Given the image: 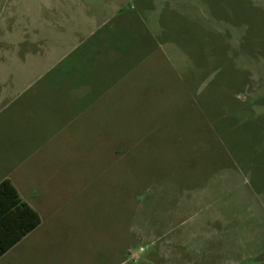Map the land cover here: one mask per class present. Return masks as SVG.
Masks as SVG:
<instances>
[{"label": "crops", "instance_id": "crops-1", "mask_svg": "<svg viewBox=\"0 0 264 264\" xmlns=\"http://www.w3.org/2000/svg\"><path fill=\"white\" fill-rule=\"evenodd\" d=\"M4 1H0V11ZM71 2L72 5L63 10V22L76 28L70 31L69 43L62 46L63 51H60L61 46H49L47 38H42L36 29L27 31L25 28L15 27L18 26L17 23L11 29L4 18L0 19V183L8 180L21 201L40 218L33 229L13 241L0 254V264H128L126 256L133 257L135 241H148L164 251L170 246L179 249L174 254L159 252L151 255L156 264H236L237 257H230L229 250L245 247L239 243L230 247L222 241L219 242L217 238L214 239L213 234L218 232V226L222 222L216 214L209 215L210 224H200L197 227L184 223L196 211L192 208L197 199H209L204 195L203 189L196 191L191 181L190 183L179 178L177 182H170L166 185L168 193L162 196L158 193L157 183H154L156 187L149 190L151 182L156 181H148L146 178L148 182H145L144 187L140 186L143 181L131 178L127 185L126 179L122 178L125 182L119 189H115L118 197L127 193L131 196L138 188L146 192L145 200L151 195L153 200L143 202L136 211L133 210V197L130 198V212L124 215L125 220L119 221L118 218L117 221V226L124 227V230L111 233L107 237L109 241L113 239L120 245L109 242L108 246L101 249V232L95 226L94 219V214L99 216V211L94 210V203L89 205L87 212L81 204L74 203L84 197L82 183L64 178L68 172L72 173L71 169H75L74 164L80 161L83 163L87 154L93 160L94 154L99 153L109 159L112 153H109L110 150L117 148L113 153L114 164H124L123 149L129 146L138 147V152L146 148L149 141L158 138H165L164 148L159 150L160 154L167 149L176 161L189 156L194 162L195 157L203 152L197 146V151L195 150V130L179 131L173 126L164 129L166 120L174 121L179 115L170 113L172 105L176 104V94L179 95L177 88L181 87L180 81L171 83L169 78L173 75L172 71H176L172 57H177L179 52L188 55L179 44L180 37L189 36L198 41L200 36L214 33L215 28L210 19L205 15L199 16L197 7H193L194 4H190L188 0H96L95 7H90L85 0ZM165 2L169 3L167 6L171 10L168 14L164 10ZM15 4L12 1L10 14L15 12ZM151 12L153 13L149 19L156 21L152 27L156 30L154 32H148L149 27L146 24V15ZM166 14L177 17L175 26L174 22L170 23L165 19ZM110 16L114 19L119 17V23L113 20L111 27L107 28L106 24L111 21ZM230 20L222 17L223 23L227 22L229 25L224 27L226 32L223 33V41L226 46L222 45L225 47L222 55L231 57L242 54L248 58L253 57L252 60L256 61L255 57L261 56L257 41H248L247 44L245 42L248 52L244 53V34L240 30L243 31V28L237 23L240 20L235 22L232 18L229 23ZM48 22V27L58 25ZM169 27H174V41L166 38V46L165 43L164 46L157 45V48L148 52L150 56H143L145 58L139 60L135 67H130L128 71L126 69L122 75H113L111 79V73L116 72L117 58L121 54L112 41L128 36L129 41L136 39L142 45V40L154 38L159 31L165 32ZM77 30L80 31L75 35ZM98 31L99 34L96 35ZM60 33L59 31V37L63 41L64 37ZM236 35L239 42L242 35L241 45L234 41ZM88 38L91 40L85 44V39ZM71 42L74 45H70ZM78 44L84 46L79 48L80 52L75 57L64 65L61 64V74L50 75L61 60L74 52ZM120 57L126 56L121 54ZM121 60L123 58H119ZM78 63L81 65L82 77H76L73 72H69L71 65ZM248 70L252 72L249 68ZM262 71L263 69L260 73ZM28 89V95L23 96ZM155 90H159V93L166 90L170 101L161 113H142L145 118H141L137 114L136 104L151 100ZM182 90L188 99L185 102L188 103V109L190 107L193 111L190 112L195 114V91L186 94V88L183 87ZM86 97V101H83ZM144 99L146 100L143 101ZM190 112L185 117L193 124L195 119H191L193 116ZM205 124L206 122L201 123L199 127ZM199 132L204 144H207L214 130L210 127L199 128ZM174 134H180L182 141L173 142L172 148H168ZM146 150L151 151L150 148ZM181 154L185 156L181 158ZM135 163L134 156L129 164L134 167ZM22 164L40 165L31 167L26 173L21 171ZM47 164H52V167L49 168ZM230 165L234 166V163L220 164L219 168ZM58 169L62 171L59 172ZM114 169L113 166L110 170ZM148 169L147 164L145 171ZM259 177L263 180L261 174ZM90 183L89 181L88 185ZM193 189L195 190L189 194ZM89 190L92 191V188L89 187ZM89 196L94 202V196ZM10 197L9 195V200ZM157 201H160V207L166 201L163 205L165 208L163 212L153 214L150 211L155 210ZM186 206L191 209L183 210ZM117 216L116 209L115 214H109L110 222H116ZM213 218L218 222L217 225L212 224ZM133 220L138 224H134ZM76 222L80 225L73 228V233H81L82 236L88 234L90 241H72L67 236L63 238V234L67 232L64 227ZM20 228V220L0 225V244L12 240ZM172 234L174 237L166 239ZM102 250L105 251L102 253ZM248 256L254 258L251 253Z\"/></svg>", "mask_w": 264, "mask_h": 264}, {"label": "rangeland", "instance_id": "rangeland-1", "mask_svg": "<svg viewBox=\"0 0 264 264\" xmlns=\"http://www.w3.org/2000/svg\"><path fill=\"white\" fill-rule=\"evenodd\" d=\"M12 1L16 3L15 12L10 14L9 8L12 6ZM71 1L5 0L0 11V19L4 18L11 29L14 28L16 23L18 26L15 27L25 28L27 31L36 29L42 38L44 36L47 38L46 42L49 46H61L60 51H63L62 49L64 48L62 46L69 43L70 31L72 28H76L72 25H65L63 22V10L72 5ZM85 1L89 3L90 7H95L96 0ZM188 1L190 4H194L193 7H197L196 12L199 16L205 15L207 19H210L209 21L213 24L215 32L207 33L208 35L203 37L200 36L198 41L192 40V37L189 36L180 37L179 44L184 47L188 55L185 56L179 52L176 54L177 57H172L176 71H172L173 75L169 78V82L174 83L176 80L178 83L180 81L181 87L186 88V94L195 91V114L190 112L192 111L190 107L188 109V103H185L188 99L185 98L182 88L178 86L180 88H177L179 95L176 94L175 100L177 105H172L170 115L175 113L179 115L174 121L166 120L164 129H169L172 126L179 131L194 129L195 135H197L194 141L195 150L197 151L198 147L203 152L195 157L194 162L189 156L181 159V161H176V158L171 156V152L167 149L160 154L159 150L164 148L165 138L162 140L158 138L149 141L148 146L138 152L136 151L138 147L129 146L128 148L126 147L127 149L122 148V161L124 164H114L113 153L117 148L110 150L109 153H112L109 159L99 153L94 154L93 160L86 153L83 163L80 161L78 164H74L75 169H71L72 173L68 172L67 175H64V178L78 183L81 181L82 183L84 197L75 200L74 203L81 204L85 212L88 211L89 205L94 203V210L99 211L100 219L96 213L94 214V219L95 226L101 232V249L108 246L109 242L120 245L113 239L109 241L107 237L111 233L115 234L121 229L122 231L124 230V227L117 226V221L118 218L119 221L125 220L124 215L130 212V198L132 199L133 197V210L136 209V211L143 202L146 203L153 200L152 195L145 200L146 192L138 188L131 193V196L130 193H127L123 197H118L115 194V189H119L120 185L125 182L122 178L126 179L127 185L131 178L143 181L144 183L140 184V186L144 187L148 181H156L151 182L152 186L150 185L149 190L157 186L158 193L162 196L168 193L166 185L183 178L186 182L191 181L196 191L203 189L204 195L209 198L208 201L206 199H197L192 208L196 211L192 212L193 216L184 223L197 225V227L200 224H210L209 215L211 213L213 215L216 214L222 222L218 226V232L213 234L214 239L217 238L219 242L222 241L230 247L236 246L238 243L245 247L240 250H229L231 253L230 257L244 258L241 260L236 258V264H250L249 262H252V264H264V0ZM164 4V10L168 14L171 12L167 6L169 3L165 2ZM106 11L110 12L109 10ZM152 13H149L148 16L146 15V24L149 27L148 32L156 31L152 29L156 21L149 19ZM167 14L165 19L170 21V23L174 22L173 26H175L178 22L177 17ZM222 17L230 18L229 23L232 22V18L235 19V22L240 20L237 23L241 24L240 27L243 28V31L242 29L240 30L244 34V43L242 44V35L241 42H239L237 35L234 41L240 43V45H245L246 50L243 51L245 53L248 52L246 47L248 41L256 40L259 53L261 54V56L255 57L258 61H253V57L248 58L242 54L231 57L222 55V49L223 54L225 52V47L223 48L222 45L226 46L223 41V33L226 32L224 27L228 25L227 22L223 23ZM110 19L111 21L106 24L107 28L111 27L113 20L119 23V17L116 19L111 17ZM47 21L50 24L58 25L48 27L46 25ZM0 27L2 26L0 25ZM59 31L61 36L64 37L63 41L59 37ZM79 31L77 30L75 35ZM173 33H175L174 27H169L165 32L159 31L154 38L149 37L146 40L142 38L144 39L142 40V45L138 44L136 39L129 41L130 38L128 36H123L118 41H112L116 44L114 45L115 49L126 57H120L121 54L119 56V53L117 54L116 72L111 73V79L113 75H122L126 69L128 71L130 67V69L135 67L139 60L142 61L145 58L143 56H150L148 52L152 48H157V45L164 46V43L166 46V38L174 41L173 37L175 35ZM97 34H99V31ZM254 36L255 39H252ZM90 40L89 38L85 39V44ZM70 45H74V42H71ZM83 46L80 44L76 45L74 52L65 60H61V63L59 62L56 65L50 75H60V70H63L62 65L73 56L75 57L80 52L79 48ZM119 58H123V60L119 61ZM248 68L252 71L251 73ZM262 69L263 71L260 73ZM70 70L69 72H73L72 74L76 77L77 75L82 77L79 63L71 65ZM178 70L179 72H177ZM156 75H159V73ZM138 84L141 83L138 81ZM252 88L255 89L253 90ZM29 92L30 89L23 93V96L28 95ZM52 96L55 95L53 94ZM151 97V100L147 102L136 104V108H138L137 114L141 118H145L143 114L161 113L163 107L170 101V98L166 96V90H162L160 93L159 90H155V94ZM86 99L87 97L83 98V101H86ZM188 111L193 116L191 119H195L193 124H190L187 117H185ZM204 122L206 124L199 127ZM208 127L213 129L214 132H212L210 141L204 144L199 128ZM173 138V140H170L168 148H172L173 142L182 141L183 137L180 134H174ZM148 148L151 149L150 152L146 150ZM134 156L136 157V165L133 167L129 163ZM184 156L182 155L181 158ZM254 161L256 164H254ZM224 163H234V166L219 168L220 164ZM147 164L150 171L149 169L145 171ZM35 165L40 164H22L21 171L27 173ZM47 165L49 168L52 167V164ZM113 166L115 169L110 170ZM58 171L62 170L58 169ZM210 172L217 173L211 174ZM260 174L263 176V180H260ZM206 175L207 177L205 178ZM89 181L91 183L88 185ZM154 183H157V185L155 186ZM89 187L92 188V191L89 190ZM194 190H190L189 194ZM179 194H176L178 198L180 197ZM89 195L94 196V202L90 200ZM163 203L166 204V201H163ZM205 203H207V207H205ZM164 204L160 207V201H157L155 210L150 212H153V214L163 212ZM116 209L118 216L117 220L115 219L116 222L113 221V223L115 222L113 224L110 222L109 214L113 212L115 214ZM187 209H191V207L186 206L183 208V210ZM84 214L87 215L88 213ZM214 219L212 224L217 225L218 222ZM134 220V224H138ZM77 225H80V223L76 222L73 225L65 226L64 230L67 232L63 234V238L67 236V239L72 241L80 239L90 241L88 234L82 236L81 233H73V228L77 227ZM118 225H120L119 222ZM135 235L134 233V240ZM173 235L167 236L166 239H171L174 237ZM103 251L105 250H102V253ZM174 251L179 252V249L171 248L170 246L168 250L164 251L162 248L153 246L148 241H135L133 257L126 256V258L128 259V264H156L151 255L154 256L159 252L174 254ZM250 253L254 258L248 256Z\"/></svg>", "mask_w": 264, "mask_h": 264}, {"label": "trees", "instance_id": "trees-1", "mask_svg": "<svg viewBox=\"0 0 264 264\" xmlns=\"http://www.w3.org/2000/svg\"><path fill=\"white\" fill-rule=\"evenodd\" d=\"M9 195L11 196L10 200L8 199ZM19 220L21 228L15 233L12 240L0 244V254L7 249L8 245L33 229L40 221L38 214L21 201L12 184L8 180H3L0 183V225Z\"/></svg>", "mask_w": 264, "mask_h": 264}]
</instances>
